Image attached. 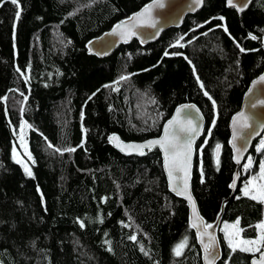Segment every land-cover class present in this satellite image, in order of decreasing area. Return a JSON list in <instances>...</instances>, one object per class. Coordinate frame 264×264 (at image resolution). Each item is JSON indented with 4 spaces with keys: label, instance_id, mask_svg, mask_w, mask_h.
<instances>
[{
    "label": "trees",
    "instance_id": "1",
    "mask_svg": "<svg viewBox=\"0 0 264 264\" xmlns=\"http://www.w3.org/2000/svg\"><path fill=\"white\" fill-rule=\"evenodd\" d=\"M20 1L25 11L13 39L15 11L0 0V264H202L188 206L169 192L159 151L123 157L106 141L111 134L126 142L156 138L177 105L193 102L206 118L198 151L209 119L192 98L194 76L223 109L194 162L199 210L207 224L219 215L221 224L239 220L241 238L257 239L264 204L245 196L243 187L264 162L263 136L232 192L228 125L264 71V0L242 14L227 8V0H205L182 28L144 48L135 41L119 46L100 60L86 55L85 44L150 0ZM192 18L206 21L165 58L161 44ZM133 45L150 51L128 62L121 51ZM22 124L32 177L15 158ZM219 239L218 264H249L258 253L232 251L221 228Z\"/></svg>",
    "mask_w": 264,
    "mask_h": 264
},
{
    "label": "water",
    "instance_id": "2",
    "mask_svg": "<svg viewBox=\"0 0 264 264\" xmlns=\"http://www.w3.org/2000/svg\"><path fill=\"white\" fill-rule=\"evenodd\" d=\"M204 1L205 0H202V2L197 5L195 3V0H150L136 12L114 23L108 31L102 33L99 37L89 40L85 44L86 55L100 60L109 57L119 46H127L133 41H135L141 48L153 44L161 38L164 32L171 29L182 28L188 16L196 15L203 8ZM254 1L256 0H233V2L236 4V7L228 6L226 1V6L229 9H234L238 14H242L250 7V5ZM158 3H162L163 7L157 6ZM242 5L243 11H239L238 9ZM149 6H152L151 21L155 23L156 27L153 28L147 25L134 27L136 21L133 18L142 13L143 10ZM117 25H121V29L116 30V34H113L114 29H116ZM125 28L131 29L133 32H135V35H132L128 37L127 40H125L119 34V32ZM262 77H264V71L258 77L251 81L248 89L242 97L240 109L231 117L229 121L228 146L232 153V161L236 166L233 175V181L231 184H235V187H231L232 192H234L238 186V182L240 179V169L244 164L247 156L249 155L254 143L264 134V80L261 79ZM253 105H255V107H253ZM178 109L181 110L179 115H177ZM241 113H243L244 117L247 118V128H240L238 125L234 126L233 124L234 119H238ZM174 119L181 123L185 122L188 119H191L193 126L198 128V133L195 135L194 143L192 146L193 152L191 157V168L190 175L188 177H185L182 171H174L172 177H169L168 171L165 168L164 152L161 150L158 144L152 146L151 149L144 148V154L141 155L139 154V151L135 149L125 148V150L122 151L121 148L117 147L114 142H111L109 140V137H118V135L116 134L108 135L106 141L115 152L123 157L141 158L146 154L153 152L154 150L159 151L162 159V168L169 192L177 199L184 201L188 206V222L190 227L192 228L196 243L200 249L202 264H207V261L205 259L206 254L204 251L205 244L210 245V251L214 250L215 259L213 261V264H218L222 259V247L219 239L221 215L218 216L215 222L210 224L212 227H203V225L207 223L205 218L201 215L198 202L193 194L192 189L194 162L198 152L197 144L203 138L206 128V118L199 106L193 102H184L177 105L168 120L163 124L160 135L156 138L141 142H126L122 141L119 137L118 138L123 145H142L147 144L149 141L160 140L164 136V129L166 126H168L169 121H172ZM173 129L182 141L185 133L180 132V124L178 123L174 125ZM234 134L236 136L235 140L233 139ZM234 144L235 147L233 146ZM237 158H239V163H237ZM186 179L188 183V192L191 195L192 201L195 203V213L192 207V203L186 198V196L179 195L176 191H173V187L183 188ZM197 215L200 218L199 220L197 219ZM193 224H196L197 227H193ZM210 236L214 238V241L209 240ZM201 240H203V243H201ZM261 251L264 252V248H262ZM260 255L261 253L258 252L256 256L251 258L249 264H253L254 260L257 262V264H259Z\"/></svg>",
    "mask_w": 264,
    "mask_h": 264
},
{
    "label": "snow or ice",
    "instance_id": "3",
    "mask_svg": "<svg viewBox=\"0 0 264 264\" xmlns=\"http://www.w3.org/2000/svg\"><path fill=\"white\" fill-rule=\"evenodd\" d=\"M10 2L13 5H16L17 7V12H16V19L18 20L20 17V5H19V0H10ZM202 2V0H195V3L199 5ZM227 4L230 7H236V4L233 2V0H227ZM159 7H163L162 3H158ZM151 10L152 6L146 7L142 13L138 14L136 17L133 19L136 21L135 26H144L147 25L149 27H156L155 23L151 21ZM239 11H243V5L238 9ZM219 19H223V17H219ZM121 29V25H117L116 29H114V33L116 34V30ZM225 31H227V28H225ZM119 34L127 40L128 37L135 35V32H133L131 29L125 28L119 32ZM251 39H256L255 36H251ZM182 39V37H181ZM174 46H180L182 47L183 45H177ZM239 47V45H237ZM240 51L243 52L245 51L244 48H240ZM165 56H168L169 53L166 51L164 53ZM19 71V69H17ZM195 72V69H193ZM122 79H127V77H122ZM199 80V78L197 77ZM264 80V77L261 78ZM201 88H203V84H201ZM207 95V93H205ZM211 99V97H209ZM194 107V106H193ZM255 107V105H253ZM181 110L178 109L177 115H179ZM180 124V132L185 133V136L183 140L178 137L176 134L175 130L173 129V126L176 124ZM214 123V122H213ZM234 126H239L240 128H247V118L244 117V114L241 113L240 117L238 119H234L233 121ZM198 133V128L194 127L192 124L191 119L186 120L185 122H179L177 120H172L169 121L168 126L165 127L164 129V136L160 140H153L149 141L147 144H142V145H123L122 142L119 141L118 137H109V140L111 142H114L117 147H120L121 150L127 149H135L139 151V154L143 155V149L144 148H149L151 149L152 146L154 145H159L161 150L164 152V157H165V168L168 171L169 177H172V174L174 171H182L185 175V177H188L190 175V168H191V157H192V152H193V143L195 139V135ZM210 134V133H209ZM233 139H236V136L234 134ZM21 142L23 143V137H21ZM51 147V145H49ZM235 147V144L233 145ZM219 149L220 145H216V152H217V167H219ZM68 151H75L74 148L67 149ZM28 155L29 159H31V155L29 153H25ZM17 163H22L19 159H17ZM237 163H239V158H237ZM252 165V160L249 159L248 163L244 165L245 170L247 171L248 168H250ZM25 173L29 176L32 177L33 173L30 168L27 167V165H23ZM255 181H264V162L260 163L259 166V175L257 177H254L253 180L248 181V183L244 187V195L249 197L252 200H256L259 203L264 204V183H255ZM231 187H235V184L231 185ZM173 191H176L177 194L179 195H184L186 198L192 203V207L195 213V203L192 201L191 195L188 192V183L187 179L185 180L184 187L179 188V187H173ZM197 219L199 220L200 218L197 215ZM239 225V220L235 222L233 225H225V238L228 241V246L229 248L232 249V251H236L237 247L240 248V251H247V252H252V253H261L259 257V264H264V252L261 251L262 248H264V223L258 224L256 227L258 229H261L262 231L260 232L259 236L257 239L254 240H240L238 242H235L234 239L232 238V235L228 232L229 228L236 229L237 226ZM83 223H81V227H83ZM193 227H197L196 224H193ZM205 228H210L212 227L210 224H205L203 225ZM242 231V229H240ZM238 234V233H237ZM130 239L135 240L136 237L132 236ZM210 241H214L213 237H209ZM201 243H203V240H201ZM186 245V241L181 242L176 246L174 249L175 254L177 256H180L182 254V250ZM204 251H205V259L207 261V264H213V261L215 259V252L210 251V245L205 244L204 245ZM253 264H257V262L254 260Z\"/></svg>",
    "mask_w": 264,
    "mask_h": 264
},
{
    "label": "rangeland",
    "instance_id": "4",
    "mask_svg": "<svg viewBox=\"0 0 264 264\" xmlns=\"http://www.w3.org/2000/svg\"><path fill=\"white\" fill-rule=\"evenodd\" d=\"M7 2L13 6V10L15 11V23L13 26V39L15 38L16 35V28L18 23L22 20V16L24 14V5L21 3V1L19 0V5H20V17L17 20L16 19V12H17V7L16 5H13L10 0H7ZM206 21V20H205ZM204 20H200L198 18H192L189 20L188 23V28L184 31V32H177V33H173L171 34L165 41L164 43L161 44L162 47V53L164 54L166 51L169 53L168 56H166L165 58H169L172 56L176 55V49L179 46H174L177 45V43H179V45H181L183 43V40L187 37V35H191L192 32L195 29V26L202 24L205 22ZM182 37V39H181ZM146 51H150L149 49ZM145 50H142L141 48H137L135 45L131 46L130 48H126L123 49L121 51V54L127 59V61H132L135 57H137L139 54H141L142 52H146ZM194 83H195V87H196V91L194 96L192 97L194 100L200 101L201 105L203 107L204 112L206 113L209 122H208V126H207V133L204 139V142L199 146L198 148V153L201 154V150L205 147V145L207 144L210 136H211V132L214 131V127H216V123L217 120L219 118V115L221 114V106H219L217 100L215 97H213V95H211L209 92H207L204 88H201V82L197 79L196 76H194ZM205 93H207V95H205ZM226 94H223L222 96H225ZM209 97H211V99H209ZM223 110V109H222ZM214 122V123H213ZM89 129L87 127L86 124H84L83 126V144L84 146H86V142H87V136L89 135ZM210 133V134H209ZM27 134H28V127L25 124H22L19 129L18 132L15 133V140L18 146V153L16 155V161L17 159H19L22 163H19L21 166L23 165H27V167H29L30 164H32V158L29 159L28 155H26L25 153H29L28 152V148H27ZM263 139L261 140V144H264V134L262 135ZM21 137H23V143L21 142ZM248 156L244 162V165L248 163ZM247 161V163H246ZM23 167V166H22ZM24 168V167H23ZM245 169V168H244ZM199 171L201 172V165L199 167ZM259 175V174H258ZM257 175V176H258ZM255 176V177H257ZM254 178L251 176L248 181L253 180ZM248 183V182H247ZM255 183L259 184V183H264V181H255ZM245 187V185H244ZM243 187V190H244ZM235 223L232 224H227V225H233ZM225 225L226 223H222L220 228L222 233L224 234V238H225ZM220 231V230H219ZM262 230L259 229V234ZM228 232L232 235V238L234 239L235 242H238L240 240H243L241 238V231L239 226H237L236 229H232L229 228ZM238 233V234H237ZM227 244L228 241L225 238ZM237 249L240 250L239 247H237ZM183 251V250H182Z\"/></svg>",
    "mask_w": 264,
    "mask_h": 264
}]
</instances>
